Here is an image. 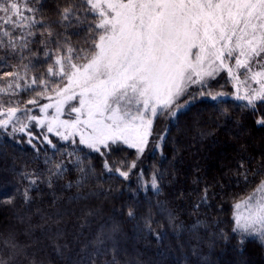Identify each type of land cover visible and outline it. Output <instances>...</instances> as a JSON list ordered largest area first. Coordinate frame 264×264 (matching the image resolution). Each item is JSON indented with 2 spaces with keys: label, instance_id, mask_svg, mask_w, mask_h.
Returning <instances> with one entry per match:
<instances>
[{
  "label": "trees",
  "instance_id": "16d2710c",
  "mask_svg": "<svg viewBox=\"0 0 264 264\" xmlns=\"http://www.w3.org/2000/svg\"><path fill=\"white\" fill-rule=\"evenodd\" d=\"M56 3L44 0L51 22ZM26 39L36 41L29 47L37 59L45 57L38 32ZM227 77L222 71L208 90H191L192 102L173 120L156 117L143 153L122 142L96 152L77 134L65 140L49 132L38 123L40 108L55 103L56 91L30 108L39 113L31 119L38 133L0 127V232L15 233L16 264H110L113 257L118 264H264V246L252 237L241 245L233 232L234 204L261 179L251 170L264 166V125L257 124L264 101L253 108L234 100ZM201 91L227 94L214 100ZM116 168L130 169L128 178Z\"/></svg>",
  "mask_w": 264,
  "mask_h": 264
},
{
  "label": "snow or ice",
  "instance_id": "6c2138e0",
  "mask_svg": "<svg viewBox=\"0 0 264 264\" xmlns=\"http://www.w3.org/2000/svg\"><path fill=\"white\" fill-rule=\"evenodd\" d=\"M23 9L33 16L23 15L19 0H0V12L5 14L0 20L21 29L29 28V37L39 33L38 43L43 55L49 60L55 56L47 74L68 80L65 87L57 85L53 89L58 96L72 91L73 94L66 95L65 99H73L74 89H80V107L72 108L77 113L76 120L61 122L74 131L67 135L57 134L67 140L69 135L79 131L77 126L83 124L90 132L87 135L79 133L80 144L96 152L122 142L143 153L152 134L153 118L159 114L177 117L192 102L182 99L188 85L208 87L205 77H212L219 70L217 61L220 67H225V60L234 58L236 68L248 72H252L254 65L259 66V71L252 72V79L264 78V0H57L55 22L49 20L44 0H24ZM36 25L40 28L31 30ZM70 29L79 30L71 35L85 32L82 42H76L80 43L79 48L71 39ZM18 39L24 41L19 45L21 53L28 49L31 57L38 56V52L29 47L36 41L23 36ZM10 47L13 52L17 51L16 43L10 41ZM193 49L197 51L193 53ZM27 58L22 56V59ZM228 72L230 76L233 74L230 65ZM4 76L20 79L17 72L4 73ZM37 82L48 83L46 79L34 77L32 83ZM12 87L9 81L6 87H0V93L8 94ZM15 87L21 85L17 82ZM199 95H209L215 100L223 93L213 95L201 91ZM195 98L193 95L192 99ZM238 98L247 99L248 105L255 108V101H264V85L258 92L254 90L253 94ZM36 102L35 99L28 101L30 104ZM46 107L49 105L41 111ZM0 109H4L3 103ZM4 110L8 120L0 121V127H7L20 109L9 106ZM57 111H60L59 106ZM81 116L85 119L81 120ZM257 124L264 125V118ZM26 128V124H21L12 131L24 132ZM48 131H53L51 125ZM104 167L112 171L108 161ZM56 168L59 171L60 165ZM80 171L85 172V169ZM115 171L127 179L130 169L116 168ZM251 173L261 179L252 193L234 204L237 210L245 207L247 214L235 215L233 232L240 234L241 245L246 238L252 237L264 246V166ZM152 187L157 188L155 176ZM24 196L26 201L30 199L27 191ZM207 198L205 189L200 203ZM128 215L134 217V210L130 209ZM169 218L173 219L171 214ZM102 236V233L97 236L100 243ZM21 251L15 233L0 232V264H16ZM110 264H118L115 257Z\"/></svg>",
  "mask_w": 264,
  "mask_h": 264
},
{
  "label": "rangeland",
  "instance_id": "374dc122",
  "mask_svg": "<svg viewBox=\"0 0 264 264\" xmlns=\"http://www.w3.org/2000/svg\"><path fill=\"white\" fill-rule=\"evenodd\" d=\"M21 4V11L23 12V15L26 17H32L33 14L27 11H24L23 9V2L24 0H19ZM5 14L3 12H0V17L4 16ZM39 19L38 17H35ZM56 21V20H55ZM24 23H27L24 21ZM40 25H36L31 30L36 31ZM29 31V28L25 27L23 29L14 27L13 24H4L2 20H0V77H3V79H0V87H6L7 83L11 81L13 83V87L8 90V94L0 93V103L4 104V109H6L9 106L12 107H19V111L16 112V114L9 120L8 124L12 125L14 127H20L21 124H26L27 129H30L31 131L38 133L36 130V127H33L31 125V115L35 117V120H38L39 113L33 112L30 110L31 107H33V104L28 103L31 99H40V97L46 95L53 94V89L59 85L60 88L65 87L68 84L67 77L61 78L60 76H50L46 75V71L48 69L49 64H54L55 56L51 59L48 64H46V57H42L40 59H37L38 57H31L29 54L28 49H24L21 53V50L19 48V45L22 44L24 41L18 39L19 37H27V32ZM74 31H79L77 29H70L69 34L71 36V39L73 43H76L77 41L82 42V37L85 36L84 31H80V35H71ZM10 32L14 33L12 37L10 36ZM8 33V34H5ZM8 37V39L11 42H14L17 44V51L13 52L10 44H3L2 40L4 38ZM75 37V39H74ZM98 39V37H97ZM76 47H80V43H76ZM193 53H195L197 50L193 49ZM22 56L28 57L27 59H22ZM193 60L195 59L194 55L191 57ZM39 61V62H37ZM45 63V64H44ZM225 67H220V62H216V67L219 69L214 73L212 77H205V82L207 85H210L212 80L216 78L218 73L224 71L228 75V80L231 81V85L235 89V92L231 94L230 96H233L234 100L241 102V103H248L247 99H240L238 97H245L247 95L253 94L254 90L259 91L264 85V78L257 77L256 79H252V72L259 71V66L254 65L252 68V72H248L246 69H237L235 66V59H227L225 60ZM40 64V65H39ZM27 65V68L24 66ZM232 67V75H229L228 72V66ZM207 67V65H205ZM57 71H59V67L56 68ZM8 72H17L19 73L20 79L17 81L15 77H6L4 76V73ZM43 78L48 81V83L40 84L39 82L33 84L32 80L33 78ZM19 83L21 87L16 88L15 84ZM55 82V83H53ZM209 87V86H208ZM208 87H202L200 84H189L188 85V91L185 93V96L182 97V99H185L187 94L191 90L195 89H207ZM33 90V91H32ZM32 91L30 94L25 95ZM76 95L73 99H65L66 95L70 94L72 95L73 92L69 91L67 94L59 95L57 97V100L55 103L45 108L44 111H40L41 115H43L42 123L46 122L47 127L50 125L53 127V133H61L64 135H67L68 132L74 131L71 128H66L61 122L64 121H74L77 118V113L72 111L73 107L79 108L80 107V101H79V88L74 89ZM37 93H42V95H37ZM213 95L217 94L215 91H211ZM223 93V92H220ZM227 93H223V95H220V97L225 96ZM224 98H229L228 96ZM61 101L63 103L61 104ZM69 101V102H67ZM11 102V103H9ZM257 102V101H255ZM70 107L66 109L67 106ZM60 107V111H57V107ZM42 108V107H41ZM40 108V109H41ZM44 108V107H43ZM4 109H0V121L2 120H8V115ZM185 109V108H184ZM182 109V110H184ZM50 112V113H49ZM151 115V112H148V116ZM156 117H161L162 119H169L173 120L175 117H169L166 114H159ZM154 117L153 120L156 118ZM85 119L84 116H81V120ZM40 125V124H39ZM79 131L76 132V134L80 137V132H83L85 135H87L90 132V129L86 128L83 124H80L77 126ZM59 135V134H58ZM70 136V135H69ZM68 136V137H69ZM150 137V136H149ZM150 145L147 144L146 147H149ZM145 147V148H146ZM144 148V149H145ZM137 150V149H135ZM237 214H247V209L245 207H241L240 209H236L234 213V217Z\"/></svg>",
  "mask_w": 264,
  "mask_h": 264
}]
</instances>
